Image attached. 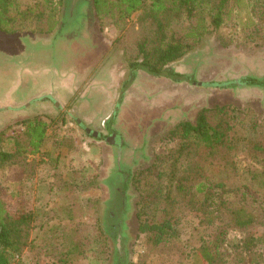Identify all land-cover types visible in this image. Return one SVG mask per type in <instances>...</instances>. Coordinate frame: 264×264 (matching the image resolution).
<instances>
[{
  "label": "rangeland",
  "instance_id": "obj_1",
  "mask_svg": "<svg viewBox=\"0 0 264 264\" xmlns=\"http://www.w3.org/2000/svg\"><path fill=\"white\" fill-rule=\"evenodd\" d=\"M35 1L22 3L29 5ZM263 1L232 4V12L218 32L205 35L186 56L168 66L200 84L154 77L138 68L134 74L136 78L141 73L138 87L121 99L120 93L132 77L129 60L136 57L124 47H132L143 32L138 26L139 13L119 31L108 18L99 19L92 8L96 41L104 54L89 56L85 62L90 61V65L81 72L76 61L68 66L53 63L44 53L26 54L27 48L49 51L48 45L33 46L28 33L10 36L0 32V151L14 147L26 120L36 118L47 126L39 154L27 159V173L16 167L0 166V198L9 209H23L34 215L28 228V244L11 264H60L59 253L76 244L79 251L72 256L71 264H207L199 250L212 243L221 222L207 225L187 202L180 203L175 210L172 236L156 245L153 234L140 230L143 187L136 183L146 172L150 185V193L144 194L146 200L163 206L158 201L160 194L155 192L168 189L170 164L166 157L175 143L162 139L179 122H194L203 108L230 104L229 113L235 116L239 133L255 143H264V47L256 46L262 42L260 35L264 31H252L256 28L253 22L264 27ZM65 3L66 0L62 14ZM187 25L183 19L175 26L177 36L187 32ZM249 33L252 35L248 36ZM235 35L244 44L235 46ZM43 38L48 44L49 37ZM246 43L254 47H246ZM71 67H78L77 76L76 72L74 77L69 76ZM247 77L254 78L259 85L228 86ZM77 79L80 82L71 92L85 82L93 83L88 89L92 97L89 104L85 102L88 97L66 98L68 89L58 90L62 97L56 98L61 100V107L45 103L42 98L40 102V97H36L43 91L55 92L53 87L57 90ZM76 92L75 95H81L83 90ZM34 102L35 106H26ZM114 112L116 118H112ZM107 118L110 125L105 127ZM77 120L89 133L78 126ZM97 134L109 140H98ZM118 139L120 145L115 144ZM122 145L127 147L126 153L136 152L140 157L121 164ZM228 159L229 162L219 155L206 159L205 175L214 185L224 181L228 187L246 190L255 207L264 210V151L253 148L252 143H243ZM117 166L131 174V209L121 249L105 225L110 196L106 181ZM92 181L95 187H90ZM213 191L219 194L220 189L213 187ZM148 212L150 220L160 217L159 213L149 209ZM116 233L120 236V232ZM248 236L249 232L235 230L224 236L220 245L224 264H264V245L245 248Z\"/></svg>",
  "mask_w": 264,
  "mask_h": 264
},
{
  "label": "trees",
  "instance_id": "obj_2",
  "mask_svg": "<svg viewBox=\"0 0 264 264\" xmlns=\"http://www.w3.org/2000/svg\"><path fill=\"white\" fill-rule=\"evenodd\" d=\"M243 1L91 0V6L99 19L108 18L119 31L134 14L139 13L138 26L143 32L133 41L132 47H124L128 53L136 54L134 59L129 60L133 76L138 68H142L154 77L167 76L175 82L198 85L199 82L187 75L175 73L168 66L186 56L205 35L218 32L232 12L231 5ZM64 2L36 0L33 4L24 5L22 0H0V32L10 36L23 33L49 36L58 29ZM261 16L264 18V12ZM183 19L188 23L187 32L179 37L175 26ZM252 25L256 27L252 31H264V27H258L254 22ZM251 35L249 33L248 36ZM260 36L262 42L256 46L264 47V32ZM233 42L235 46L244 44L239 35L233 37ZM245 46L254 47L247 43ZM234 85L259 84L254 78L247 77L232 81L228 86ZM230 108V104L203 108L194 122H179L162 139L175 143L166 157L170 164L168 189L155 192L160 194L158 201L163 206L146 200L144 194L150 193L146 172L136 183L137 186L142 183L143 187V199L139 202V212L143 217L140 230L142 233L153 234L156 245L172 236L175 210L180 203L187 202L207 225H212L216 220L221 222L212 243L199 250L207 264H224L220 245L229 231L249 232L245 248L264 245V210L255 207L246 190L228 187L224 181L214 185L209 176L205 175L206 159L219 155L229 162L228 156L235 153L243 143H252L253 148L264 151V143H255L239 133L235 116L229 113ZM21 125L24 131L16 136L14 147L10 151H0V166L16 167L25 174L28 171V157L39 154L46 140L47 126L36 118L26 120ZM93 183L90 187H95ZM213 187L220 189L219 194L213 191ZM148 209L159 213L160 217L150 220ZM33 220L31 212L9 209L7 202L0 198V264H11L15 255L27 246L28 228ZM78 246L76 244L64 253L61 251L58 255L59 263L71 264L72 256L79 251Z\"/></svg>",
  "mask_w": 264,
  "mask_h": 264
},
{
  "label": "flooded vegetation",
  "instance_id": "obj_3",
  "mask_svg": "<svg viewBox=\"0 0 264 264\" xmlns=\"http://www.w3.org/2000/svg\"><path fill=\"white\" fill-rule=\"evenodd\" d=\"M94 18L95 17L92 11L91 0H66L59 28L54 34H52L49 37L48 44L46 40H45L46 43L44 42V44H42L43 46L48 45L49 51L38 47L37 49L34 50L27 48L26 53H30L33 51H35L34 53H38V54L42 53V55L44 53L45 58L49 59L50 61L52 60V62L55 64L67 63L68 66L70 65L72 66L76 61L77 64H80L79 70L81 72L83 67H88L90 65V61L85 62L87 58H89V56L95 54L97 56L99 55L102 57L104 54V52H102L101 54V52L99 51V49L102 48L98 46V42L96 41L97 33L94 32V27L96 25ZM42 55L41 56L37 55L38 59H44ZM77 69L78 67L76 69L71 67L68 71L69 76L70 77H74L75 75L77 76L79 74ZM93 70H90V72ZM74 72H76L75 75ZM65 74H63L62 76L65 77L68 75ZM134 78L135 76L132 75V77L128 81V84L124 86L123 91H121L119 96L120 99L121 97L126 96L128 88L134 82ZM95 79L96 77L91 78L90 80L94 81ZM78 82H80L79 79H77L76 81H70L68 82L69 85L65 83L64 87L58 88L57 90H56L57 87H53V89H55V92L51 93L50 91H43L40 94L43 93L45 94L43 95L38 94L36 97H40V99L38 98L40 102H43L41 100L44 99L45 103L49 102L55 107H61L60 105L61 100L59 98H56V97H62L60 93H58V90L66 91V89H68L69 92L66 91L67 92L66 98L88 97V100H85V102L89 104L92 101V97H89L90 94L88 93L89 91L88 89L91 88L89 86H92L93 83L87 84L85 82L86 85L85 83L81 84V86H79L75 91L71 92L72 91L71 89L74 88V86ZM82 90L83 93L81 95H75L78 94L76 91H82ZM36 102H34L33 104L27 103L26 106L27 107L31 105L35 106ZM84 107L86 108V106ZM84 111L85 109L82 110V112L85 114L86 112ZM69 113H71V111ZM85 115L87 116L88 114ZM112 118H116V112L113 113ZM109 119L110 118H107V121L105 122V127L106 124H109ZM77 124L79 127L82 128L83 131L89 133L88 129L82 122L77 120ZM96 137L98 140H104V141L109 140V138L104 137V135L97 134ZM115 144L120 145L121 141L119 142L118 139V141L117 140L115 141ZM134 147L136 148V145ZM120 150L122 151V155H121L122 158L120 159L121 164H123L124 162H128L129 160H131L132 162L137 156H139L136 155V152L128 153L127 151L126 153L127 147L125 145L120 146ZM106 183L110 191V196L108 201L106 202L105 225L108 232L112 235V237H114V241H116L117 243L119 242V244H117V248L121 249L122 242H125L124 235L126 229V219L131 209L130 199L128 195V191L130 189V184H131V174H129L123 168H119V166H117L115 169L112 170L110 179H108ZM116 232H120V236Z\"/></svg>",
  "mask_w": 264,
  "mask_h": 264
},
{
  "label": "crops",
  "instance_id": "obj_4",
  "mask_svg": "<svg viewBox=\"0 0 264 264\" xmlns=\"http://www.w3.org/2000/svg\"><path fill=\"white\" fill-rule=\"evenodd\" d=\"M54 34V33H53ZM52 35V34H51ZM51 35H49L48 37H50ZM30 36V42L33 46H37V44H44L45 40H41V37H44L43 39H45V37L47 36H40V35H33V34H30L28 35ZM26 53V51H25ZM27 54V53H26ZM31 57H34V56H31ZM35 58V57H34ZM141 73H139L136 77V79L134 80L133 84L128 88L127 90V93H126V97H129L127 94L128 92H130L132 89H136L139 85V80L141 79ZM33 82V81H32ZM130 94V93H129Z\"/></svg>",
  "mask_w": 264,
  "mask_h": 264
}]
</instances>
